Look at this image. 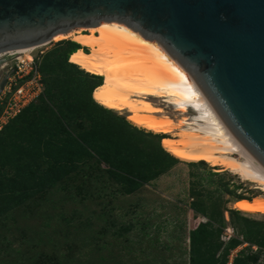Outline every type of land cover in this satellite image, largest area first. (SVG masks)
Instances as JSON below:
<instances>
[{
  "label": "trees",
  "instance_id": "1",
  "mask_svg": "<svg viewBox=\"0 0 264 264\" xmlns=\"http://www.w3.org/2000/svg\"><path fill=\"white\" fill-rule=\"evenodd\" d=\"M66 46L60 67L52 73L40 70L38 65L42 92L0 130V226L14 211L57 194L81 204L93 200L108 203L116 195H131L182 162L165 152L166 138L159 140L99 106L93 95L103 79L70 64L68 58L79 46L73 42ZM186 165L195 168L193 163ZM202 173L207 182L215 175ZM199 188L197 181L190 184L188 210L206 222L187 232V264H256L262 252L263 234L259 230L263 226L249 222L238 211L225 210L221 198L224 190L207 192ZM206 202L212 210L210 216L206 214ZM224 211L256 227L248 229L252 242L246 234H240L242 241L229 237L222 242ZM108 213L103 210L96 216L103 225L93 231L94 236L88 233L79 238L86 223H78L82 230H73L72 248L75 240L77 249L83 251V260L76 264H84L99 250L110 256V264H119L122 226L108 218ZM86 237L90 238L88 248L84 246ZM243 243L247 247L232 254ZM34 264L45 262L37 260Z\"/></svg>",
  "mask_w": 264,
  "mask_h": 264
},
{
  "label": "water",
  "instance_id": "2",
  "mask_svg": "<svg viewBox=\"0 0 264 264\" xmlns=\"http://www.w3.org/2000/svg\"><path fill=\"white\" fill-rule=\"evenodd\" d=\"M100 22L157 43L264 170V0H0V63Z\"/></svg>",
  "mask_w": 264,
  "mask_h": 264
},
{
  "label": "rangeland",
  "instance_id": "3",
  "mask_svg": "<svg viewBox=\"0 0 264 264\" xmlns=\"http://www.w3.org/2000/svg\"><path fill=\"white\" fill-rule=\"evenodd\" d=\"M81 33L89 34L87 30H82ZM65 34L72 36L74 30ZM68 42H72L70 38L57 42H51L50 39L41 49L44 55L39 60L40 70L52 73V69L60 67L62 53L68 48L66 46ZM81 50L84 53L88 51L86 48ZM2 64L0 63V78L7 71V66L1 68ZM151 103L162 109L163 115L172 120L171 131L167 135H152L158 136L159 140L168 137L177 139L180 132L177 128L180 125L179 114L158 101ZM125 115L120 114L122 117ZM10 120L0 119V130ZM186 164L180 162L147 186L128 196L116 195L108 203H104L103 200H93L81 204L72 201V198L57 194L28 208L14 211L10 220L0 226V264H34L37 260L45 264L81 262L83 251L77 249V241L73 240L76 244L72 248V239L75 238L73 230H82L78 228V223H86L88 225L84 227V232L80 233L79 238L88 233L94 236L93 231L97 232L103 225V222L96 218L103 210L109 212L108 218L122 226L117 250L119 264H187V232L197 224L206 222L205 218L188 210L191 201L190 184L197 181L200 184L199 189L207 192H213L216 188L219 191L224 190L221 194L222 201L226 203L224 208L232 211H235L233 203L250 201L258 196L264 197V193H260L256 183L243 180L226 168L212 167L204 162L193 163L195 168ZM202 172L215 175L209 177L207 182L206 175ZM219 186H223L224 189ZM205 206H207L206 214L210 216L212 210L207 202ZM239 214L249 222L263 226L259 230L263 234L262 252L256 264H264L262 257L264 256V216L240 212ZM222 218L223 243L229 237H236L240 241L242 239L240 234H246L248 241L252 242L248 234L251 230L248 229L255 230L256 227L251 224L246 225L237 219L236 215H229L227 211L222 212ZM108 236L105 238L109 239ZM88 241L90 238L86 237L84 245L86 248ZM245 247H247L246 243L241 244L232 254ZM72 250L75 258L72 256ZM252 250L254 251L255 248L252 247ZM109 258L105 250H99L93 252L84 264H110Z\"/></svg>",
  "mask_w": 264,
  "mask_h": 264
},
{
  "label": "bare ground",
  "instance_id": "4",
  "mask_svg": "<svg viewBox=\"0 0 264 264\" xmlns=\"http://www.w3.org/2000/svg\"><path fill=\"white\" fill-rule=\"evenodd\" d=\"M72 30L74 35L65 34ZM72 30L56 33L40 46L64 38L79 46L68 62L104 80L93 95L99 106L126 114L125 119L140 130L163 136L171 131L172 120L151 102L171 107L180 116V132L177 139L165 140V152L183 163L226 168L256 183L264 193V170L224 128L188 74L157 43L117 22ZM24 58L29 60V55L24 53ZM232 206L242 214L264 216L262 196Z\"/></svg>",
  "mask_w": 264,
  "mask_h": 264
},
{
  "label": "built area",
  "instance_id": "5",
  "mask_svg": "<svg viewBox=\"0 0 264 264\" xmlns=\"http://www.w3.org/2000/svg\"><path fill=\"white\" fill-rule=\"evenodd\" d=\"M43 47L36 46L26 52L29 60L22 54L2 62L1 66H7V71L0 78H4L0 91V119L13 118L42 92L38 65L44 55Z\"/></svg>",
  "mask_w": 264,
  "mask_h": 264
}]
</instances>
